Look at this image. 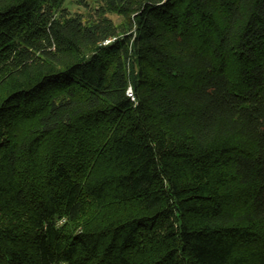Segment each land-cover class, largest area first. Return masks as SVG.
Returning <instances> with one entry per match:
<instances>
[{
	"label": "trees",
	"instance_id": "trees-1",
	"mask_svg": "<svg viewBox=\"0 0 264 264\" xmlns=\"http://www.w3.org/2000/svg\"><path fill=\"white\" fill-rule=\"evenodd\" d=\"M66 1L0 0V264H264V0Z\"/></svg>",
	"mask_w": 264,
	"mask_h": 264
},
{
	"label": "rangeland",
	"instance_id": "rangeland-1",
	"mask_svg": "<svg viewBox=\"0 0 264 264\" xmlns=\"http://www.w3.org/2000/svg\"><path fill=\"white\" fill-rule=\"evenodd\" d=\"M88 2H90V4L94 5L96 2V0H87ZM66 6L69 7L71 10L76 11L79 10L81 7L80 5H78L75 0H67L66 1ZM111 17L116 21L119 22L121 20V18L118 15H114L112 14Z\"/></svg>",
	"mask_w": 264,
	"mask_h": 264
},
{
	"label": "built area",
	"instance_id": "built-area-1",
	"mask_svg": "<svg viewBox=\"0 0 264 264\" xmlns=\"http://www.w3.org/2000/svg\"><path fill=\"white\" fill-rule=\"evenodd\" d=\"M115 38H116V37H114V38H110V39H107V40H105L103 43H104V44H109L111 41L115 40ZM127 94H128V96H130L133 100H135V96H134V92H133V88H132V86H130V87L128 88V90H127Z\"/></svg>",
	"mask_w": 264,
	"mask_h": 264
}]
</instances>
